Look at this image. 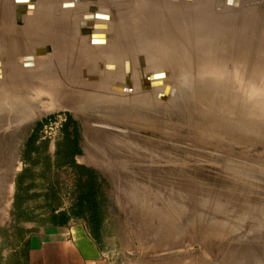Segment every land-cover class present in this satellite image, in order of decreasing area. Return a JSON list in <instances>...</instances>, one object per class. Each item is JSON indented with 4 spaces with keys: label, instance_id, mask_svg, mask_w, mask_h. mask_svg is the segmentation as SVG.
I'll return each instance as SVG.
<instances>
[{
    "label": "rangeland",
    "instance_id": "1",
    "mask_svg": "<svg viewBox=\"0 0 264 264\" xmlns=\"http://www.w3.org/2000/svg\"><path fill=\"white\" fill-rule=\"evenodd\" d=\"M193 1L172 0L156 33H137L135 18L125 33L131 57L101 59L99 72L75 86L76 105L42 99L28 116L17 117L8 96L35 94V73L54 55L21 66L0 41V264H21L26 236L60 209L83 219L115 264H264V27L195 23ZM11 2L12 27L23 30L36 6H20L19 23ZM53 34L58 58L85 59L71 33ZM237 42L250 51L245 77L226 62ZM45 44L54 50L50 40H24L16 53ZM16 62L27 79L10 76ZM155 74L167 91L148 86ZM125 77L151 97L136 106L132 92L113 93L110 84Z\"/></svg>",
    "mask_w": 264,
    "mask_h": 264
},
{
    "label": "bare ground",
    "instance_id": "2",
    "mask_svg": "<svg viewBox=\"0 0 264 264\" xmlns=\"http://www.w3.org/2000/svg\"><path fill=\"white\" fill-rule=\"evenodd\" d=\"M11 1V4H14L13 8L16 9V19L19 23L21 22V20L18 19L20 6H36V10L34 11L27 8V18L29 15H32L28 20V25H24L26 27H24L23 30H20L16 27H12L14 25L12 23L13 14L10 13V0H0V41H2L5 50L8 51V55L11 56V54H16V59L18 58L17 60L22 63L21 66L26 65L27 67L33 65L39 57L51 54L54 55V57L49 60L52 61V65L50 64L48 67L42 66L41 69L35 73L33 79L34 84H31L32 88H37V91L34 90L35 94L32 93L33 95L25 97L21 95L19 96L17 92H11L9 94L8 102L11 105H14L16 111L19 112L17 117H19L20 114L21 117H23L24 114H30L34 110L36 104L42 99L49 100L53 106H58V104L60 105L62 103L70 106L76 105L78 100L77 97H75V86L78 83L86 84L94 77L93 75H95V73L97 74V72H99L97 69L100 68L99 65L103 63L101 62V59H113L118 53L129 57L133 55L132 53H134V51L126 44L128 39L125 37V33L129 32L131 21L135 20V18L139 20V24L135 23L134 25V28H137L136 31L139 34L156 33L159 30V20L168 15L166 11H168L167 9L170 11V7L173 5L172 0H149L151 3L147 4H144L139 0H129L128 2H125L124 0H37V5H33L31 0ZM181 1L185 2L187 0ZM243 1L244 0H194V6L191 7V5H189V7L190 9L197 7L195 9L197 12L189 11L187 12V14H189L187 16L193 18L195 23H198L199 20H202L203 22L208 21L212 24L213 22L216 23L221 21L229 26L230 24L232 25L240 22L244 29H248L252 25H258L259 28L263 29L264 0H248L250 3L248 6L250 8L245 10L247 13L241 11L240 14L239 8L242 6ZM111 3L118 8L116 18H111L110 13L113 12V7L109 8ZM245 3H247V0ZM215 6H217L218 9H221L220 11L222 12H217ZM130 10H132V12L129 15ZM33 11L34 13H32ZM109 11L112 12L109 13ZM183 16L180 18H183ZM187 16L185 17L187 18ZM77 18L79 19L77 24H75ZM140 24L142 25L138 28ZM79 29L84 35H78ZM57 30L71 33L73 35L68 36L71 38L69 44L73 41V46L77 50H80L81 53L83 52V56L85 55L84 60L79 63H74L72 59L69 61L67 58L57 57L59 45H57L55 41L59 39V36L53 34ZM87 33L88 35H86ZM42 39L50 40L54 45V50L51 51V46L45 44L41 47L35 48V52L32 54L16 53L22 49V41L30 40L31 42H40ZM66 39H62L63 43ZM226 49L228 53L227 64L229 66L233 64L242 66V72H240L244 74V77L247 76L249 66L245 64L246 60L250 58L248 45L242 42H237L236 45L235 43L233 45L228 44ZM131 61L133 63L132 78H135L137 75L134 76V74H140L141 71L135 65L134 59ZM3 64L4 63L0 60V79L3 76ZM162 66L164 67L165 65L162 64ZM161 71L156 70L154 73L157 74ZM20 72L19 65L17 62L14 63L10 71V76L15 77V75H17L18 78L24 80L27 79L26 74L23 71L21 74ZM159 75L161 76V74ZM146 77H148V75L141 77L144 82L147 80ZM149 78L151 79L148 86L153 87L154 91L158 89L167 91L165 83L162 87L160 86V82L163 81L162 77L149 75ZM15 79L17 78L15 77ZM0 82L4 81L2 80ZM243 84H246V81H243ZM110 88L114 91L113 93H122V95H126V97L132 92L136 97H133L128 101L130 102L131 100L136 106L142 102L141 100H147V97H151L152 94L151 90L143 88L142 84L137 80L129 81L127 77L124 79H116L115 82L110 84ZM95 100L99 101L101 104L107 103L106 106L111 102V100L103 99L100 95ZM135 116L138 117L139 113L136 112ZM242 119L243 122L247 121L244 115H242Z\"/></svg>",
    "mask_w": 264,
    "mask_h": 264
},
{
    "label": "crops",
    "instance_id": "3",
    "mask_svg": "<svg viewBox=\"0 0 264 264\" xmlns=\"http://www.w3.org/2000/svg\"><path fill=\"white\" fill-rule=\"evenodd\" d=\"M53 219L26 236L21 264H115L99 248L86 222L70 210L53 212Z\"/></svg>",
    "mask_w": 264,
    "mask_h": 264
},
{
    "label": "trees",
    "instance_id": "4",
    "mask_svg": "<svg viewBox=\"0 0 264 264\" xmlns=\"http://www.w3.org/2000/svg\"><path fill=\"white\" fill-rule=\"evenodd\" d=\"M74 214V213H73ZM75 215V214H74Z\"/></svg>",
    "mask_w": 264,
    "mask_h": 264
}]
</instances>
